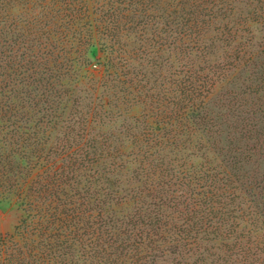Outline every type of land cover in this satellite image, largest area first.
I'll return each instance as SVG.
<instances>
[{
	"label": "trees",
	"instance_id": "obj_1",
	"mask_svg": "<svg viewBox=\"0 0 264 264\" xmlns=\"http://www.w3.org/2000/svg\"><path fill=\"white\" fill-rule=\"evenodd\" d=\"M95 2L0 0V264H264V0Z\"/></svg>",
	"mask_w": 264,
	"mask_h": 264
},
{
	"label": "rangeland",
	"instance_id": "obj_2",
	"mask_svg": "<svg viewBox=\"0 0 264 264\" xmlns=\"http://www.w3.org/2000/svg\"><path fill=\"white\" fill-rule=\"evenodd\" d=\"M114 2H117V0H96L95 7L96 9L99 8L100 10H108V6L111 7L110 4H113ZM93 55L94 58L89 68L92 74H94L95 76H99L102 73L103 67L100 61H98L96 58L98 56L97 48L93 50ZM124 110L126 114L130 113L131 115H139L141 112V109L138 107H134L132 109L131 107L127 106ZM20 219L21 210L18 206V203L16 201L0 199V235L12 233L15 227L18 226ZM186 262L189 263V261L185 259L182 260L181 258H177L174 256H167L161 259L158 264H187Z\"/></svg>",
	"mask_w": 264,
	"mask_h": 264
}]
</instances>
